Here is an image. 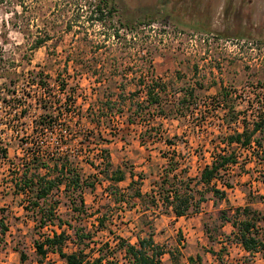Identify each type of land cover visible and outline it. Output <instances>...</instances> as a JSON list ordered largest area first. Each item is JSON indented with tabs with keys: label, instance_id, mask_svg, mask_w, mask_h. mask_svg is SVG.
Returning a JSON list of instances; mask_svg holds the SVG:
<instances>
[{
	"label": "rangeland",
	"instance_id": "374dc122",
	"mask_svg": "<svg viewBox=\"0 0 264 264\" xmlns=\"http://www.w3.org/2000/svg\"><path fill=\"white\" fill-rule=\"evenodd\" d=\"M98 1L0 0V149L6 152L0 157V221L7 228L0 233V254L5 263L20 264L22 251L21 264H34L32 242L63 231L66 253L79 249L88 261L106 257L101 264H126L122 252H113L116 238L132 244L136 235L148 233L163 248L160 264H255L236 251L232 228L219 213L230 217L238 204L257 201L252 194L257 185L249 182L264 178L258 152L236 150L237 165L221 174L234 189L231 201L213 200L192 181L193 207L174 220L149 195L172 167L171 175L181 183L196 178L223 147L224 135L240 130L241 121L250 129L264 116V0H167L164 11L177 2L173 15L182 17L180 24L155 11L161 0H117L116 11L102 23L96 20ZM197 11L207 17V31L193 26ZM145 16L154 21L140 26L134 41L120 29L123 17ZM150 79L164 85L159 109L141 104ZM233 118L236 122L226 127ZM104 150L107 175L119 170L123 181L99 174ZM30 152L72 154L77 160L71 167L83 184L81 190L58 186L38 202L53 213L41 230L36 208L13 185L36 173L52 180L61 163L46 160L36 170ZM135 191L140 199L132 197ZM252 208L264 213V201ZM46 259L62 264L55 254Z\"/></svg>",
	"mask_w": 264,
	"mask_h": 264
},
{
	"label": "trees",
	"instance_id": "16d2710c",
	"mask_svg": "<svg viewBox=\"0 0 264 264\" xmlns=\"http://www.w3.org/2000/svg\"><path fill=\"white\" fill-rule=\"evenodd\" d=\"M169 1L161 0L157 2L156 12L161 10V15H165V18L171 20H176L177 24L182 23V17L174 16V9L177 2H173L169 12L164 11L166 4ZM117 0H99L95 5V12L97 13V21L104 23V19L110 18L111 14L116 10ZM228 8V7H226ZM226 10V9H225ZM204 12H196V20H193V26L202 27L201 30H206L205 21L207 17H204ZM191 19V18H190ZM153 19L145 16L142 19H132L123 17V22L119 23L120 29L130 35L131 40L134 41L135 31L138 30L140 26H148ZM118 29L114 30L113 35L117 36ZM233 36L240 37L239 34H234ZM144 55V54H143ZM164 91V85H160L155 80L150 79L149 83L146 85L144 98L141 104L144 108L148 109L155 107L159 109V103L161 99V93ZM191 91L188 92L187 99L191 98ZM221 98V102L224 103ZM183 102V101H182ZM140 104V105H141ZM191 103H188L185 107V112L189 108ZM222 106V105H221ZM223 110H227L223 107ZM184 113V112H183ZM182 117H185L182 115ZM229 122V123H228ZM236 122V118L229 119L225 123L226 127L230 124ZM250 129L248 124H244L241 121L240 130H234L231 133H227L219 141L223 144V147L217 151L208 164H205L200 170L198 176L194 179H187L183 183L177 179L176 175H171L174 172V167L163 172V175L159 177L157 181L154 182L153 187L155 192L149 195L150 202L156 206V202H160L164 206L163 213L171 214L174 218L186 216L192 206L193 197L191 195L189 183L194 181V185L202 189V193H210L211 197L214 199L223 200L225 198V193L220 187L229 188L228 183H223L221 174L228 171L229 167L237 165V153L236 150H251V152H258L264 159V149L262 148V141L264 140V116H257L256 120H253L250 124ZM43 126V125H42ZM256 133L262 134L261 138H255ZM234 146V148H232ZM232 148V149H231ZM104 152L103 158L99 164L103 165L101 171H99L103 179L111 180L115 183L123 181V173L119 170L111 171L110 175H107L110 168V161L107 152ZM0 157L2 159L6 158V152L4 149H0ZM53 161L61 163V171L52 180H48L44 177H40L37 173L31 175L27 179H22L19 184H14V188L22 196L28 199L27 203L30 204L31 208H36V214L38 217V225L36 228L41 230L46 225L52 222L53 213L50 206L47 208L42 207L38 202L41 200L44 202L46 197L49 195L53 188L63 185H71L73 189L81 190L83 184L81 182V177L75 172L71 164L77 158L73 155H59L57 157H45L42 154H34L28 159L31 165H35L34 169H39L43 166V161ZM67 168V175L64 174V169ZM63 170V171H62ZM63 172V173H62ZM95 180V176L94 179ZM172 180V181H171ZM67 181V182H66ZM177 181L179 185L172 183ZM259 181L264 186V178L260 177ZM84 182V181H83ZM88 186L92 187V183ZM201 194V193H200ZM256 196L257 201H247L242 207H236L232 209V214L230 217H226L224 212H220V218L226 223H229L232 228L233 240L239 247L251 257V254L263 250L264 244L262 242V237L264 234V213H261L256 208H252L251 205L257 202H263L264 196ZM133 198H141L138 191H135L132 195ZM81 202V201H80ZM27 207H23L24 210ZM60 226V224H59ZM7 228L0 221V233L4 234ZM88 238L87 236H85ZM82 236L77 237V242H80ZM67 240V235L63 231L56 233L51 232L50 235H39L38 239L32 242V247L34 249L35 256L37 259L34 264H52L46 257L48 254H55L58 259L61 260L62 264H101L106 257L97 256L90 261L86 260V256L79 249L66 253L63 250L65 241ZM116 245L114 251H120L123 253L122 259L126 264H159L160 258L164 254L163 248L156 244L152 239V234H145L143 237L135 236V243H129L126 239L121 237L116 238ZM78 244V243H77ZM220 251H223L221 249ZM112 252V254H113ZM26 257L22 251L18 252L19 263H23ZM106 264H111L109 261Z\"/></svg>",
	"mask_w": 264,
	"mask_h": 264
},
{
	"label": "crops",
	"instance_id": "0c3cea01",
	"mask_svg": "<svg viewBox=\"0 0 264 264\" xmlns=\"http://www.w3.org/2000/svg\"><path fill=\"white\" fill-rule=\"evenodd\" d=\"M262 148H263V146H262ZM211 160V159H210ZM236 166V165H235ZM232 167H234V166H232ZM229 171H230V169H229ZM242 176H243V178H246V177H249V175L248 174H241ZM249 184L250 185H254V184H256L257 185V191H255V192H253L252 194H255V195H258V196H264V186L261 184V182L259 181V179H257L256 177H253L252 179H251V181L249 182ZM221 190H223L224 191V193H225V198L224 199H228V200H233V199H235V197H232L231 195V193H233L234 192V189H232L231 188V186L229 187V188H220ZM227 193H229V195H226ZM213 200H215L214 198H213ZM264 201V200H263ZM244 204H242V203H240V204H238L237 205V207H242ZM251 207H252V205H251ZM234 208H236V207H234ZM233 208V209H234ZM232 210V209H231ZM169 218H171V219H174V220H179V219H181L182 217H186V216H182V217H178V218H174L171 214H166ZM263 228H264V226H263ZM262 242H263V244H264V234H263V237H262ZM234 245H235V248H236V251L240 254V255H244V256H246V257H248L247 256V254L239 247V245H237L236 243H234ZM16 252V251H15ZM264 252V248H263V250H260V251H258V252H256V253H253V254H251V259H252V261H254L255 262V264H264V255H261V256H263V257H260V254H262ZM259 256V257H258ZM5 260H6V257L5 256H2L1 254H0V264H6L5 263ZM160 262H161V258H160ZM18 263H19V260H18ZM12 264H15V262H14V259H13V263ZM21 264V263H20ZM160 264V263H159ZM239 264H241V263H239Z\"/></svg>",
	"mask_w": 264,
	"mask_h": 264
},
{
	"label": "built area",
	"instance_id": "2783aa9c",
	"mask_svg": "<svg viewBox=\"0 0 264 264\" xmlns=\"http://www.w3.org/2000/svg\"><path fill=\"white\" fill-rule=\"evenodd\" d=\"M256 119H257V117H256ZM256 119H254V120H256ZM34 154H37V152H30L29 154H28V159L31 157V155H34ZM39 154H42V153H39ZM68 154V153H67ZM42 155H44V154H42ZM59 155H64V154H59ZM68 155H72V154H68ZM45 156V155H44ZM53 155L52 154H50L49 155V157H52Z\"/></svg>",
	"mask_w": 264,
	"mask_h": 264
}]
</instances>
